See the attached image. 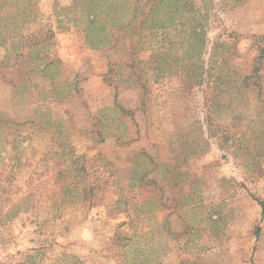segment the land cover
<instances>
[{
    "label": "rangeland",
    "instance_id": "374dc122",
    "mask_svg": "<svg viewBox=\"0 0 264 264\" xmlns=\"http://www.w3.org/2000/svg\"><path fill=\"white\" fill-rule=\"evenodd\" d=\"M154 1L130 0L126 26L110 11L125 0L6 6L19 11L0 27V262L264 264V0H178L173 15ZM95 13L113 44L89 45ZM148 14L165 27L142 28ZM198 20L211 77L189 88ZM207 111L238 140L204 139Z\"/></svg>",
    "mask_w": 264,
    "mask_h": 264
},
{
    "label": "trees",
    "instance_id": "16d2710c",
    "mask_svg": "<svg viewBox=\"0 0 264 264\" xmlns=\"http://www.w3.org/2000/svg\"><path fill=\"white\" fill-rule=\"evenodd\" d=\"M10 1V2H9ZM15 3L16 0H0V27L2 25H7L9 24H16L17 22V14L19 11L18 7L16 6L14 11L13 10H7L5 9L6 6L13 4V2ZM162 1H165V4L163 5L164 9H161L162 7H160V3ZM178 0H155L151 9H156V11L158 12H169L170 15H173L175 12L177 11V9H179V5H176V2ZM130 2V0H125L124 3H119V4H115L110 8V11H112L113 13V17L117 14H119L120 16L117 18V20L120 21V23H116L118 26H120L122 24V26H126L129 25L130 23L128 22L129 20H125L128 18V16L131 15V13H134V17L138 16V14H140V12L138 10H133L132 12L129 11L128 8L129 5H127ZM138 6V5H137ZM157 7V8H156ZM134 8H137L136 6ZM191 11H193V8L190 9ZM155 11H153L152 13L154 14ZM150 14V13H149ZM143 19L141 21V27L142 28H148V29H160V28H164L165 27V23L161 22V20L157 17H152L151 19L149 18V15ZM99 16L98 14H93V15H88V22L90 25V29L88 31L89 34V45L92 46L93 48H101L102 46H106V45H111L113 44V40L111 38V36H109V32H108V22L109 20L106 18L103 20V22L97 26L96 22L98 21ZM124 22V23H123ZM113 23V22H112ZM111 23V24H112ZM115 23V22H114ZM190 37H191V42L189 44L190 48L194 49L193 53H185L188 54V59L189 61L184 64L183 69H184V73H185V82L186 85L189 88H192L193 86H202L205 85L207 83V79L210 76L211 73V68L208 67L209 63L206 61V59L203 57V54L205 52V48H206V44H207V35H206V31L204 30L203 27V22L202 20H198L196 21V23L191 27V32H190ZM215 46H219L220 43L219 42H213ZM37 56H38V51L36 52ZM39 58V56H38ZM262 58H264V48H262L261 51V55L258 56V59L261 60ZM259 73V67H256L254 69L253 74L250 75H244L242 76V81L245 85L249 84V80L251 78H253L254 76H258ZM214 90H219V88H221V85L224 83L223 82V76L217 74L215 76L214 79ZM257 85V84H256ZM120 109L127 113V114H131L132 111L131 110H126L124 108H121V106L119 105ZM210 108V106H209ZM105 110V109H104ZM206 123H205V128H203V123L197 122L198 128L200 130V133L202 134V137L205 138H209V137H217L219 139V146L223 147L222 145L227 144L228 140L230 138H232L233 140L235 139V142L238 140V137L236 136V134L232 133L229 128L224 127L223 129L220 130V133L214 128L213 125V121H212V117L210 112H206ZM104 126H108L107 123L103 124ZM112 127V126H109ZM206 134V135H205ZM106 138H102V142L105 141ZM149 162L150 164L154 165V167L158 166L159 163L158 161H156L154 158L149 157ZM149 172H151V170H148L146 173H144V175L141 176V179L144 180L145 177H147V175L149 174ZM151 183L156 184V180L153 179L151 180ZM76 185H72V184H68L65 185V187L63 188V192L65 195H68L70 197H74V193H75V187ZM102 186L96 184V183H90L86 186H84L81 190L80 195L84 198V199H90V198H94L96 196V192L99 188H101ZM64 200H66L67 198H63ZM254 199L259 203L260 207H261V213L262 216H264V199H261L257 196H254ZM70 200H74V199H70ZM156 201V200H155ZM20 212V208L18 205L15 206L14 209V215H17ZM124 223V222H122ZM114 241H117L119 243H121V245L123 247L130 245L131 243V235L130 232L126 231V230H117V233L115 232L114 235ZM129 260H127V262H129ZM140 264H143V262H145L144 259H139ZM0 264H7V263H3L0 262ZM17 264H37L36 262H20Z\"/></svg>",
    "mask_w": 264,
    "mask_h": 264
}]
</instances>
